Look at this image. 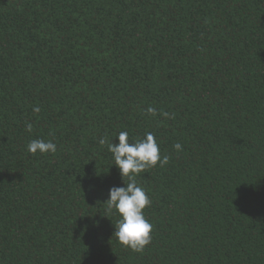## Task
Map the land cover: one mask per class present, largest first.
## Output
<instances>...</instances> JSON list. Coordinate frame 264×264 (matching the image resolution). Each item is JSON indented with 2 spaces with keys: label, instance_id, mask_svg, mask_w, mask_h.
I'll list each match as a JSON object with an SVG mask.
<instances>
[{
  "label": "trees",
  "instance_id": "trees-1",
  "mask_svg": "<svg viewBox=\"0 0 264 264\" xmlns=\"http://www.w3.org/2000/svg\"><path fill=\"white\" fill-rule=\"evenodd\" d=\"M124 130L169 156L141 253L104 216ZM0 264H264V0H0Z\"/></svg>",
  "mask_w": 264,
  "mask_h": 264
},
{
  "label": "clouds",
  "instance_id": "clouds-1",
  "mask_svg": "<svg viewBox=\"0 0 264 264\" xmlns=\"http://www.w3.org/2000/svg\"><path fill=\"white\" fill-rule=\"evenodd\" d=\"M34 112H39V107L33 108ZM146 112L151 116H156L158 110L148 107ZM159 115L174 119V113L160 111ZM32 124H25V130L32 132ZM114 137L118 143H113L111 139L102 136L98 143L101 147L106 146L111 153L113 163L119 170L123 186H112L108 190V197L104 201L106 204L105 217L117 215L114 235L121 245L130 248L132 251L141 253L152 241V223L145 217L144 209L150 207L152 200L146 190L138 183V177L148 170L165 166L169 161V156L162 155L159 143L152 132H146L142 138H129L128 131H120ZM176 151L182 150V145L177 142L173 145ZM57 145L53 140L40 138L32 139L27 144V152L35 155L54 154Z\"/></svg>",
  "mask_w": 264,
  "mask_h": 264
}]
</instances>
